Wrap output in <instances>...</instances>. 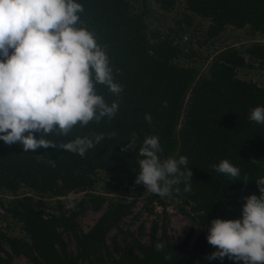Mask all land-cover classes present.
Returning a JSON list of instances; mask_svg holds the SVG:
<instances>
[{
  "label": "trees",
  "instance_id": "1",
  "mask_svg": "<svg viewBox=\"0 0 264 264\" xmlns=\"http://www.w3.org/2000/svg\"><path fill=\"white\" fill-rule=\"evenodd\" d=\"M162 1L169 6L175 0ZM184 1L188 10L210 20L212 35L227 25L250 26L252 32L264 34V0ZM76 2L83 7L78 26L95 35L109 57L114 82L122 86L115 95L97 84V93L109 105L117 102L118 111L112 119L77 125L67 136L44 137L59 145L103 134L104 139L84 156L52 147L24 152L21 145L0 141V192L14 196L5 207L1 204L2 213L21 222L26 235L10 236L0 229V264H13L14 255H24L33 264H78L87 259L103 261L105 254L110 261L104 264H237L227 258L208 260L216 249L207 242V235L213 219L241 218L244 197L260 195L256 182L264 178V124L251 121L249 115L253 108L264 106V86L239 77L237 71L252 66L247 56L264 66V42L254 41L243 48L226 46L212 58L208 73L200 74L194 66L174 62L179 55L177 45L157 34L151 36L145 16L131 0ZM133 133V149L121 151ZM150 136L159 138L162 161L188 159L193 174L190 192H184L181 182L172 186L169 197L150 193L146 200L147 204L158 200L164 208L178 203L184 213L192 215L201 233L191 247L189 236L180 243L172 241L166 226L158 222L153 223L148 242L134 237L121 244L115 237L112 246L107 244L109 231L132 211L136 199L114 200L96 193L95 176L101 171L109 175L107 193L145 197L149 192L135 184V178L140 171L138 161L143 159L139 150ZM224 159L240 169L238 179L214 170L212 166ZM23 186L35 194H19ZM76 189L86 190L87 196L71 211H66L61 200L59 213L45 214L39 208L41 199L36 195L59 197ZM104 206L92 228L79 232L78 216L90 207L101 210ZM63 231L75 236L76 252L69 249ZM157 243L164 245L161 251L156 250Z\"/></svg>",
  "mask_w": 264,
  "mask_h": 264
},
{
  "label": "clouds",
  "instance_id": "2",
  "mask_svg": "<svg viewBox=\"0 0 264 264\" xmlns=\"http://www.w3.org/2000/svg\"><path fill=\"white\" fill-rule=\"evenodd\" d=\"M82 12L76 0H0V141L5 145H21L24 152L60 148L84 156L104 139L98 134L57 145L44 138L53 133L67 136L77 125L112 119L118 111L117 102L109 105L97 93V84L115 95L122 86L114 82L109 57L95 35L78 26ZM145 119L151 122L150 115ZM249 119L264 124V106L253 108ZM132 135L121 151L133 149ZM161 151L157 136L144 139L135 184L162 198L181 182L184 192H190L193 174L187 157L162 161ZM212 167L233 179L240 176V169L227 159ZM256 184L260 195L244 197L241 218L211 221L207 242L216 251L208 260L264 264V178ZM155 248L161 251L164 245Z\"/></svg>",
  "mask_w": 264,
  "mask_h": 264
},
{
  "label": "rangeland",
  "instance_id": "3",
  "mask_svg": "<svg viewBox=\"0 0 264 264\" xmlns=\"http://www.w3.org/2000/svg\"><path fill=\"white\" fill-rule=\"evenodd\" d=\"M131 1L136 9L145 16L151 36L157 34L160 37L171 40L174 45H177V53L179 55L174 59V62L186 67L194 66L199 70L200 74L208 73L212 58L220 49L231 45L243 48L254 41L264 42V34L252 32L250 26L237 28L233 25H227L217 35H212L209 32L210 20L202 18L188 10L184 0H175L169 6H165L162 0ZM247 60L252 66L238 69V76L264 86V66L255 60H251L248 56ZM42 156L46 157L47 155L43 154ZM95 178L96 185L94 191L96 193L107 195V197L114 200L125 199L133 201L136 199L132 211L122 219L119 226H115L109 231L107 235V244L109 246L113 245L115 237L121 244H124L125 240L132 242L134 237L148 242L149 232L154 222H158L160 226L162 224L166 226L167 236L172 241L180 243L189 236L190 247L201 233V227L193 221L192 215H187L181 210L180 204L170 203L166 208L158 200L147 204L146 197L150 195V192L145 197L138 198L123 196L121 191L107 193V183L110 181L109 175L101 171L98 172ZM18 193L21 195L35 194L26 186L21 187ZM86 196V190L76 189L59 197L45 194L36 195V198L42 201H39V208L45 214H50L60 212L59 200L64 204L66 211H71ZM13 197V194L9 191L0 192V209L3 208L1 204L3 206L4 203L7 205ZM105 206L101 210H95L90 207L82 212L78 216L79 232L89 231L104 213ZM187 208L190 209V206H187ZM0 214H4L0 216V229L4 233L10 236L26 237L21 222L6 212L2 213L1 210ZM182 227H184L182 234L177 237ZM127 231L130 233L129 235H125ZM159 233H161V230H159ZM63 237L69 249L72 252H76L77 241L73 233L63 231ZM5 247L9 249L7 245ZM112 252L115 257H119L114 250ZM105 261H110V258L106 254L103 257V261L87 259L81 260L78 264H104ZM12 263L33 264L24 255H14Z\"/></svg>",
  "mask_w": 264,
  "mask_h": 264
},
{
  "label": "built area",
  "instance_id": "4",
  "mask_svg": "<svg viewBox=\"0 0 264 264\" xmlns=\"http://www.w3.org/2000/svg\"><path fill=\"white\" fill-rule=\"evenodd\" d=\"M2 212L4 211L2 208L0 209Z\"/></svg>",
  "mask_w": 264,
  "mask_h": 264
}]
</instances>
